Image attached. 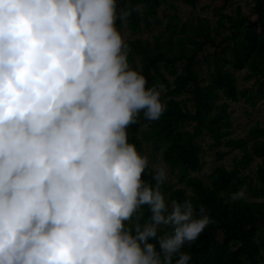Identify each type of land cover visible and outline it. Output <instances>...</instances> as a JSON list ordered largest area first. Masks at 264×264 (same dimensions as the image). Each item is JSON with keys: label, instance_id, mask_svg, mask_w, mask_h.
Wrapping results in <instances>:
<instances>
[{"label": "clouds", "instance_id": "obj_1", "mask_svg": "<svg viewBox=\"0 0 264 264\" xmlns=\"http://www.w3.org/2000/svg\"><path fill=\"white\" fill-rule=\"evenodd\" d=\"M124 15L118 0H0V264H192L183 245L214 223L166 199L167 162L129 140L167 104L130 63Z\"/></svg>", "mask_w": 264, "mask_h": 264}, {"label": "trees", "instance_id": "obj_2", "mask_svg": "<svg viewBox=\"0 0 264 264\" xmlns=\"http://www.w3.org/2000/svg\"><path fill=\"white\" fill-rule=\"evenodd\" d=\"M167 1L118 0L126 15L117 25L130 36L161 28L151 40L131 38L127 42L132 67L143 72L149 85L159 82L165 86L161 99L167 104L159 119L141 117L130 125L129 140L141 152L149 145L175 174L181 187L166 181L162 186L166 199H192L197 210L203 204L213 217L214 223L182 247L192 253V264H264V122L250 127L245 137L234 136L229 112L231 103L241 99L250 106L259 99L264 104V0L255 2L254 20L240 7L230 14L221 13L225 0L215 9L214 27L207 18L181 21L173 11L176 1L195 8L198 0ZM163 5L173 11L165 21L158 11ZM222 30L228 33H219ZM207 47L214 52L204 60L205 80L196 58ZM242 70L247 71L246 79H254L256 91L239 88L235 71ZM205 137L211 141L208 151H216L218 161L226 156L219 151L221 147L235 154L230 168L217 165L201 177L204 147L200 141ZM142 179L152 177L145 171ZM245 184L247 199L233 200L231 193ZM137 215L141 221L147 219L149 206L143 205Z\"/></svg>", "mask_w": 264, "mask_h": 264}, {"label": "rangeland", "instance_id": "obj_3", "mask_svg": "<svg viewBox=\"0 0 264 264\" xmlns=\"http://www.w3.org/2000/svg\"><path fill=\"white\" fill-rule=\"evenodd\" d=\"M256 1L257 0H228L226 1V6L221 13L230 14L237 7H240L243 14L249 20H254L255 14L253 10ZM167 2L170 4L171 0H168ZM224 2L225 0H198L196 7L190 8L182 4L181 1H176L174 4L176 5L177 9L173 11L180 17L181 21L196 22L199 19L207 18L210 20L211 25L214 27L217 20L216 13H214L215 9L217 7L223 6ZM158 11L162 21H165L166 15L173 12L171 11V9H168L167 5H163L160 9H158ZM160 29V27H155L152 31H142V33L136 34L133 37L130 36L129 32L126 29H123L122 33L125 36L126 40L131 38L151 40V37ZM219 33L227 34L228 32L222 30ZM213 52L214 51L212 49L207 47L201 53L197 54L196 63L198 68L201 69L202 78L205 80L208 79V72L204 60L205 58H210V55H212ZM235 75L237 76V85L242 91H256L257 85H253L254 79H246V70L235 71ZM229 112L233 121L234 136L245 137L250 127L256 124H263L264 122V104L262 99L257 100L254 106L246 104L244 100L241 99L237 103H231ZM145 125L146 123H142V126ZM200 142L204 147V153L201 156L202 166L201 171L198 173L199 176H206L217 165H225L227 168L231 167V157L235 154L234 151L230 152L228 149L221 147L219 151L226 153V156L223 160L218 161L216 158V151H208L207 149V146L211 143V141L207 137H205ZM143 150L149 155L151 161H158L161 157L159 154L153 152L149 145H144ZM258 162L259 161L257 160L252 165V170L255 169L256 163ZM174 176L175 174L169 171V178L167 180L168 184H175L176 188L181 187V185L177 183V180ZM221 238L222 236L219 235L218 239L221 240Z\"/></svg>", "mask_w": 264, "mask_h": 264}]
</instances>
